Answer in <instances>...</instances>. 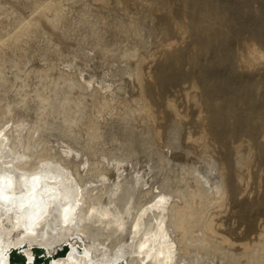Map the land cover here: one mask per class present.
<instances>
[{
  "label": "bare ground",
  "instance_id": "1",
  "mask_svg": "<svg viewBox=\"0 0 264 264\" xmlns=\"http://www.w3.org/2000/svg\"><path fill=\"white\" fill-rule=\"evenodd\" d=\"M186 2L184 1L183 3ZM189 3L190 7L185 9L186 11L188 10L186 14H188L189 20H191L190 23L196 25V27L203 28L212 26L211 28L215 31L213 35L201 36L199 38L201 46L203 49H210L215 46L221 47L224 53L218 51L214 60H217L218 67L220 63L227 66L224 71L218 67L216 68L213 62L211 65L202 66L201 75L199 76L200 82L209 89L207 93L204 91L206 93L205 98L203 97L202 100L200 98L195 99V105L193 103L199 111L196 119H190V117L179 113L177 104L174 99L170 98L167 100V106L174 113L173 117L168 120L162 113H158L155 108L156 101L153 99V79L150 78L151 76L148 77L146 75V71L144 72L143 68L138 67L137 73H135L139 77L140 94L137 96V106L129 111V115L121 114L122 107L120 104V107L118 106L120 109L114 111L111 107H114L115 103L112 106L113 103H111L106 93L107 91L105 89V91H102L101 85V88L97 86L89 88L90 83H86V80L83 82V78L81 81V78L78 76L79 74H77L79 80L75 77L76 74L74 76L72 73L66 75V79L69 78V82L67 81V84L64 83L65 86L67 85L66 90H64L65 88L62 89L63 86H61V90L65 92L59 89L57 92L56 89L59 88H55L57 84L52 85L55 82V76L52 83L48 84L49 81H47V89L44 86L45 83L43 85L44 89L35 86L37 89L33 88L34 91L36 90L35 92H31L26 86L24 88L16 82V89L12 95L10 92L8 94L7 86H11L13 82L10 81L11 85L10 82L6 84V81L5 84L0 83L4 85V89L0 87V161L3 166L10 165L24 171L43 168L49 174L53 173L52 177H49L50 182H52L50 186L52 188L55 187L56 192H58V198H63L66 194L68 199L70 201L73 199L74 202L72 188L75 182L83 189L82 195L79 197L78 207L76 208V219L80 222L78 230L72 225V218L67 223H60L58 225L57 223L54 224L55 222L44 223V217L46 218L44 216L39 219L37 225H40L42 228L46 226L47 228H55L58 230L60 239L65 238L69 241H72L70 240L71 237L77 236L81 238L83 235L88 240V246L91 247L93 255H99L101 249H103L102 247L105 246V254L109 253L110 256L114 254V259L109 261L114 264L118 261V256L121 254L125 256L127 253H129V258H127L126 264H264V229H261L255 238L249 240L246 239L247 236L240 233L234 234L233 228L225 226L226 222H224L222 217L223 212L229 209L230 206L233 208L240 202H243V195L247 192L246 183L247 177L250 175L249 163H251L252 158L250 153L247 150V152L245 151L248 139L246 140L243 135L248 133L254 137L257 134L261 112H264V93L259 95L260 89L255 88L249 79L242 81L240 84L231 81V75L234 72L230 68L232 66L228 65L230 47L224 41L225 35L221 31V26L228 23L231 25L230 27L246 25L254 30L256 37L260 41L264 42V2L258 8L259 13L250 12L246 14L241 11L240 6L231 7L228 2L224 3V0H189ZM57 4L59 3L57 2ZM228 7L233 8L238 17L232 15L228 11ZM164 10L163 12L161 11L163 14ZM54 17H52L53 20ZM170 18L172 19V16ZM28 20L30 19L27 18ZM184 20L187 22L188 19L185 18ZM57 22L55 21V23ZM175 26L179 31L183 32L185 30V24L181 22ZM187 26L190 27L189 25ZM170 30H167V33ZM201 32L199 31V33ZM260 41L256 42L260 43ZM256 42L250 41L247 53H244L245 55L240 54L242 58L244 57L243 60L245 59V62L251 64H247L249 66H252V64L254 66L255 62L260 63V61L264 60L263 48ZM173 43L172 41L168 42V49H172ZM59 50L61 51V49ZM71 52L74 53V51ZM146 53L148 54V52ZM172 54L177 57V60L183 58V53L180 49L173 50ZM52 58L54 57L52 56ZM55 58L54 61L57 63ZM140 59L142 60V55ZM50 64L54 65L53 59L50 61ZM66 64L68 65V63ZM6 67L4 68L3 63L0 62V70L2 72H4ZM49 67H47V70H49ZM52 67L54 68V66ZM40 70L42 72L45 71L46 75L50 73H47L44 68ZM2 72L0 73L1 75ZM5 73L7 74V72ZM1 75L0 79L5 78V76L1 77ZM26 75H28L27 77L30 76V74ZM46 75L44 74L43 76L45 77ZM157 75L163 84L180 82L184 77V73L180 72L173 64H164L158 70ZM89 76V79L92 81L94 78L92 77V79L91 75ZM24 79L22 81L26 82L27 80ZM46 80L51 81L52 79L48 78ZM90 80L88 82H91ZM106 82L108 81L106 80ZM58 83H60L59 80ZM262 84L263 82L259 86ZM223 88L225 89L224 91L222 90ZM55 90L56 92H54ZM6 91L8 95H6ZM60 92L62 96L58 97L57 94ZM220 92L223 93V96L218 95ZM32 99H35L33 100L34 104L31 103ZM238 100L246 105L244 107L240 106ZM125 101L127 100L125 99ZM67 102L71 105L68 104L71 107L69 109L68 105H66ZM59 104H63L61 109L58 107ZM118 107H115V109H118ZM55 108L60 111L62 110V114L56 111L57 117H61L57 120L53 118L55 116L53 112L48 113V111H52L53 109L56 110ZM109 110H111L110 115L107 114ZM204 111H207L208 114ZM45 112H47L46 115H43ZM119 115H122V117ZM189 123H197L201 127L199 134L195 135L193 133L192 125H189ZM10 124L11 126L9 127ZM137 126H141V128L137 129ZM181 130L183 131L182 134ZM1 131L5 132V139L2 137L3 132ZM179 134L184 137L181 139V142L176 143L173 141V144H171L170 137L176 138ZM119 135L122 136V141ZM263 138L261 141H263ZM116 139H119V141H116ZM252 144L251 146H253ZM171 145H174L171 148L172 150H170ZM22 149L23 151H21ZM202 153L204 154L201 155ZM198 155L203 159L204 164L199 161L200 157L197 160L196 156ZM169 158L176 162L174 163L175 167L170 164L173 167V169L170 168L172 175L168 169ZM183 159H185V162L187 161V164H182ZM198 162L199 164L201 162L204 166L206 163V172L198 170L200 169L197 165ZM187 165L189 166L188 168H198V171L196 168V172L193 171L194 180L191 176L189 178V175H186V172H188V169H186ZM51 166H53L54 171ZM62 169L66 170L64 178L56 177L54 174L61 172ZM10 172L9 169L3 170L2 174L6 175L5 173L8 174ZM172 176H176V179L172 178ZM63 179L64 181H61ZM153 179H156V181ZM20 181L21 178H18L16 174L15 182ZM57 181L59 182L58 188L56 187ZM91 183L94 184L88 190V185ZM18 187L20 188L21 186ZM53 199L58 205L61 202L57 198ZM260 203L262 202L260 201ZM256 207L260 208V205L257 203ZM48 211V217L53 218L60 210L50 212L49 208ZM241 218L246 220L244 216H241ZM23 231L25 230L21 229L18 221L14 225L11 224L9 213H0V235L7 240H13L17 243L21 242L22 239L28 240L29 246L26 247V250L29 253L32 252L31 245L34 243L47 244L48 253H51L55 249L53 244L50 243L53 238L52 234L44 236L42 235L43 229L38 228L37 231H31L30 234L21 238ZM77 231L81 237L75 234ZM161 240H163L164 245L159 246ZM74 243L70 244L68 242V245L73 246ZM155 243H157V247H155ZM50 245L53 247V250L49 247ZM71 249L74 251V258L71 260V264H100L96 262L99 258L92 261L90 257L86 256L89 253L86 251L85 246L76 244ZM78 250L81 254L77 253ZM64 251L63 248H60L55 253V256H62ZM105 254L104 259L106 260ZM43 258L41 257V259ZM109 262L106 264H109ZM67 263V260L65 261L63 258H60L56 264Z\"/></svg>",
  "mask_w": 264,
  "mask_h": 264
},
{
  "label": "rangeland",
  "instance_id": "2",
  "mask_svg": "<svg viewBox=\"0 0 264 264\" xmlns=\"http://www.w3.org/2000/svg\"><path fill=\"white\" fill-rule=\"evenodd\" d=\"M50 1H52V2H50ZM161 1L162 0H146V1L145 0H121V1L120 0H108V1L107 0L106 1H104V0H38V1L37 0H0V35H1L0 36V52H1L0 55L2 56V57L0 56V62L3 63L4 68L7 66L6 69L4 70V72H2L0 70L2 72V75L0 74L1 77L5 76V78H6V80L4 77L1 78L0 83L5 84V81H6V84H7V82L9 83L10 81H12L13 84L11 85V82H10L11 86H9V85L7 86L8 87V94L11 93V95H12V93H14V90L16 89V82L18 84H20L22 87L26 86V88L28 90L30 89L31 92H35L37 90L36 87L37 88L40 87L42 89H44L46 87V89H47L48 84L52 83L53 77L55 76L56 79H54L55 82H53L54 84H52V85L57 84L55 86V88L59 87L56 89L57 92H58V89L60 91L65 92L64 90H66V88H67V85L65 86V84H67L69 82V78L67 77L68 79H66V75L72 73L73 76H74V74H76L75 77H77V74H79L78 76L81 78V81L83 78V82H85V80H86V83H90L91 86L89 85V88H92L93 86H97L99 88L102 87L101 88L102 91H105V90L107 91L106 93L108 94L111 103H113L112 106H114V103H115V106L111 107L114 109V111L119 110L120 109L119 107L121 105V107H122L121 114L122 115H129V113H130L129 111L133 110L137 106L136 105L138 103L137 102L138 101L137 96L140 94L139 77H138V75H136V73H137L136 70L138 68H141V69L143 68L144 72L146 71V75L148 77L151 76L150 78L153 79V80L151 79L152 80V87L154 89L153 99H155V101H156L155 108L158 111V113H162L165 116V118L168 120L173 117L174 113L167 106V100L170 98L172 100L174 99L175 103L177 104V107L179 108L178 109L179 113L184 114L186 117H190V119H192V118L196 119L198 117L197 115L199 114V111H198L197 107L194 106L195 102L199 98L201 100L203 99V97L205 98V94L208 92V89H209L207 86L203 85L200 82L199 76L201 75L200 72H201L202 66L211 65L213 62L217 68L218 63L216 62L217 60H214V59H216V55H217L218 51L219 52L222 51L224 53V50L221 49V47L218 48L217 46L210 48V49H206V48L203 49V47L201 46L199 38L201 36L213 35L215 33V31L211 28L212 26H209L207 28H203V27H199V26L196 27V25L190 23L191 20H189L190 18L188 16V14H186V12L188 10L186 11V9H185V8L188 9L190 7L189 6L190 5L189 0H187V2H186V0H165V1L163 0L164 2L163 1L161 2ZM184 1L186 3H183ZM48 2L52 3L53 5L55 4V6H53L50 3L48 4ZM54 2H56V3H54ZM57 2L59 4H57ZM226 2H228L231 5V7L240 6L241 11L246 14V13H250V12L251 13H259L258 8L260 5H262L264 0H224V3H226ZM50 5H52V6H50ZM59 5L62 7V9ZM64 6H66V7L64 8ZM166 6H167V8H166ZM170 7H171V9H170ZM86 8H87V10H86ZM149 8H151V10H153V11L149 10ZM163 8L164 9L166 8V9L164 10ZM228 8H229L228 11L232 15L238 17V14L235 13L233 8H230V7H228ZM65 9H66V11H65ZM60 10H61V12H59ZM163 10H164L165 16L162 13ZM3 11H5V12H3ZM167 11H169V12L167 13ZM150 13H151V15L153 13L154 14L156 13V14L155 15L153 14L151 16ZM185 14H186V16H185ZM59 15H61V16H59ZM54 16L56 17L57 20L55 19ZM170 16H172V19L170 18ZM39 17H40V19H39ZM52 17H54V20ZM27 18L30 20L27 21ZM185 18L188 19L187 22H186V20H184ZM174 19H176V20L174 21ZM178 19H179V21H178ZM244 19H246V18H244ZM58 20H59V22H57ZM26 21H27V23H25ZM55 21L57 23H55ZM173 21H174V23H173ZM180 22L185 24V30H186V31L184 30L185 32L179 31L176 28L175 25L177 23H180ZM128 24L130 27L128 26ZM187 25H189L190 27H188ZM127 26L129 27V29ZM230 26L231 25L229 23L221 26V31H223V33L225 35L224 41L230 47V55H229V62H228L229 64L228 65L232 66V67H230V66L229 67L232 68V70L234 72L231 75V81H233L234 83L240 84V83H242V81L249 79L250 81H252L255 88L257 87L260 89L259 90V95H260L261 93H264V89H263L264 88V79H263L264 78V63H263L264 60L260 61V63L255 62V64L256 63L257 64L256 65L254 64V66H255L254 67L253 64H252V66H249L251 64L245 62L244 61L245 59L243 60L244 57L242 58V56H241V55H245L247 53V51L249 49L248 43L250 41L253 40L255 42L256 41L259 42L260 40L256 37L254 30L249 26H246V25H242V26H238V27H234V26L230 27ZM225 27H227V28H225ZM73 28H74V30H73ZM165 28L167 30L171 29L170 32L167 33L168 31ZM14 30H16V31H14ZM163 30H165V31H163ZM195 30H197V31H195ZM229 30H230V32H229ZM199 31H202V32L199 33ZM12 33H14V34H12ZM22 33H23V35H22ZM235 34L236 35L238 34V36H236ZM182 35H185V36H182ZM197 35H199V36H197ZM254 37H256V38L254 39ZM46 38H47V40H46ZM246 38L249 40H247ZM30 40H32V41H30ZM108 40H110V41H108ZM174 40L177 42L175 43ZM105 41H107L108 43L106 42L107 43L106 44ZM166 41H167V43H165ZM171 41L174 42L173 43L174 45H173L172 49L171 48L168 49L169 46L167 47V44H168V42H171ZM98 42H99V44H98ZM260 43H257V44L263 48L262 51L264 52V42L260 41ZM163 44H164V46H163ZM7 46H8V48H7ZM15 46H17V47H15ZM59 49H61L62 53ZM177 49H180L181 52L183 53V58L180 60H177V57L174 54H172L173 50L175 51ZM51 50H52V52H51ZM71 51H74V53ZM124 51H125V53H124ZM146 52H148V54ZM241 52H243V53H241ZM143 53H145V54H143ZM23 54H25V55H23ZM141 55H142V60L140 59ZM25 56H27V57H25ZM52 56L54 58L57 57V58H55L57 60V63H56V61H54V58H52ZM75 57H77V58H75ZM263 57H264V55H263ZM62 58H63V60H62ZM196 58L198 61L196 60ZM43 59H45V60H43ZM52 59H53L54 65L50 64V61ZM194 59H195V61H194ZM25 60L27 63L25 62ZM126 60H128V61H126ZM45 61H47V62H45ZM199 61H201V62H199ZM141 62H142V64H141ZM242 62H243V64H242ZM47 63H49V64H47ZM66 63H68V65ZM208 63H210V64H208ZM240 63H241V65H240ZM44 64L47 66L45 67ZM164 64H166V65L167 64H173L176 68H178V70L180 72L184 73L183 79L180 82H172V83L163 84L160 81V79L157 75V72L162 66H164ZM247 64H249V65H247ZM135 65H136V68H135ZM244 65L246 68L244 67ZM31 66H32V69H31ZM49 66H51V67H49ZM52 66H54V68ZM27 67H30V68H27ZM47 67H49L48 68L49 70H47ZM65 67H66V69H65ZM225 67L227 68V66L225 64L220 63L218 68L222 69L224 71L226 69ZM24 68H26V69H24ZM41 68H44L47 71V73L50 72L49 75H46L45 71L42 72V70H40ZM27 69H28V71H27ZM129 69H131V70H129ZM134 69H135V71H134ZM29 70H31V71L29 72ZM36 70H37V72H36ZM5 72H7V74ZM24 72H25V74H24ZM35 72H36V74H35ZM91 72H94V73H91ZM95 72H97V73H95ZM12 73H15L16 75L12 74ZM43 73L47 77L49 76L48 78H50L52 80L51 81L46 80L48 78L46 76H45L46 77L45 78L43 76L44 75ZM87 73H88V75H87ZM26 74H30V76L27 77L28 75H26ZM50 74L53 76L50 77L51 76ZM94 74H96L97 76ZM134 74H135V76H134ZM262 74H263V76H262ZM81 75H82V77H81ZM83 75H84V77H83ZM89 75H91V78L93 77L94 79L97 77L96 79H98L99 81L96 79L94 80L93 78H92L93 80L91 81L89 79L90 78ZM94 76H96V77H94ZM26 77H27V79H26ZM24 78L27 80L26 82L24 81L25 84L22 81V79H24ZM155 79H157V80H155ZM2 80H3V82H2ZM58 80L60 83H58ZM78 80H79V78H78ZM89 80L91 82H88ZM106 80L108 82H106ZM47 81H49L48 84H47ZM262 82H263V84H262L263 86L262 85L259 86V84ZM96 83H97V85H96ZM100 83H102V84L104 83V84L102 85ZM2 84H0L1 85L0 87L4 89V85H2ZM100 85H101V87H100ZM31 86H32V88H31ZM41 86H43V87H41ZM61 86H63V88ZM200 87H201V89H200ZM33 88H35L36 90L34 91ZM61 88L62 89L65 88V89L61 90ZM56 90L54 92H56ZM222 90L224 91L225 89L223 88ZM114 91H116V92H114ZM1 92H3V91H1ZM189 92H190V94H189ZM197 92H198V94H197ZM5 93H6V95H8L7 91ZM122 94H124L125 96ZM199 94H201V95H199ZM222 94L223 93L220 92L218 95L223 96ZM57 95H58V97H60V96H62V93L60 92ZM190 95H192V96H190ZM125 99L127 101H125ZM33 100H35V99L31 100L32 104H34ZM117 101L118 102L121 101V102L118 103ZM193 103H194V105H193ZM68 104L69 103L67 102L66 105H68ZM238 104L242 107H244V105H246L245 103L243 104L242 102H240V100H238ZM69 105L67 106L68 109L71 106V105L70 106ZM61 106L63 107V104L62 105L59 104L58 107L61 109ZM115 107H118V109L117 108L115 109ZM55 109L56 110L53 109L52 111H48V113L53 112V115L56 116V117L54 116L53 118H56L55 120H57V119L61 118L60 116H62L61 115L62 110L60 111L57 108H55ZM56 111H57V113H61V114H59L60 118L57 117L58 115H57ZM110 111L111 110H109L107 112L108 115H110ZM204 112L206 114H208L207 111H204ZM46 113L47 112H45V114H43V115H46ZM122 115H119V116L122 117ZM258 124H259L258 132L256 135H254V137L248 133H247L248 135L245 134L246 136L243 135V137L246 140L248 139L246 141L247 142V146H246L247 148H245V151L247 150L250 153L251 158H252L251 163H249V174L250 175L248 174L249 176L247 177V183H246L247 192L245 193L246 195L245 194H244L245 196L243 195V199H244L243 202H240L237 206H235L233 208H231V206H230L229 209L224 211L223 215H222L224 222H226L225 226L226 225H227V227L230 226L229 228H233V230L235 231L234 234L240 233L241 235L247 236L246 239H249V240H252L253 238H255L257 236V234L260 232V230L264 229V148H263L264 147V145H263V143H264V138H263L264 137V112L263 111L261 112V119H260V123H258ZM189 125H192V131L195 135L199 134L201 127L197 123L196 124L195 123L194 124L189 123ZM10 126H11V124L9 125V127ZM140 128H141V126H137V129H140ZM1 132H3L2 137L5 138V135H4L5 132L4 131H1ZM170 133L172 134V132H170ZM182 133H183V131L181 130V134ZM181 134L176 136V138H173L171 136L170 137V143L173 144V141H175L176 143H180L181 139L184 138ZM262 135H263V137H262ZM248 136H249V138H248ZM121 137L122 136H120V140H121ZM262 138H263V141H261ZM116 141H119V139H116ZM251 144L253 146H251ZM172 147H174V145L170 146V150H172L171 149ZM21 151H23V149ZM203 154L204 153H202L201 155H203ZM199 157H200V155L196 156L197 160L200 159L199 161L203 162V159L201 157L200 158ZM169 159L170 160H169L168 169L170 171V174L172 175L171 169H173V167H175L174 163H176V162H175V160L173 161L171 158H169ZM184 160L185 159L182 160L183 165L187 164V161L185 162ZM201 162H200V164H199V162L197 164L198 168H200V169H198L196 167L188 168L189 166L188 165L186 166V169H188V172H186V175L187 176L189 175L188 176L189 178L191 176L192 179L194 180L195 176L193 175L194 174L193 171L196 172L197 169L203 170L204 172H206L205 171V170H207V168L205 167L206 163L204 166L203 165L204 162H203V164ZM170 164H172L173 167ZM176 165H178V164H176ZM199 165H201L202 167L201 166L199 167ZM203 166H204V169H203ZM195 168H196V170H195ZM0 170H1V168H0ZM65 172H66V170L62 169L61 172H58L57 174H54V175L56 177L64 178ZM46 174L48 175V177H52L53 173L49 174L48 172H46ZM193 176H194V178H193ZM175 177L176 176H172V178H175ZM153 180L156 181V179H153ZM58 181H59V179H58ZM58 181L56 183L57 188L59 187ZM61 181H64V179ZM93 184L94 183H91L88 185L89 186L88 190L93 186ZM47 185L48 184L46 183V186ZM75 185H76V187H75ZM72 191L74 192L75 195L78 196V200L76 202L77 207H78L79 197L82 195L83 189L79 186L78 183L75 182V184L72 188ZM260 201L262 203H260ZM257 203L260 205V208L256 207ZM235 208H237V209H235ZM233 212H234V214H233ZM241 216H244L246 220H243L241 218ZM76 218H77V209H76ZM243 232H245V233H243ZM82 237H81V239H79L77 236L76 237L74 236L71 238L69 237V238H70V240H72V242H75L81 246H85V247L88 246L89 245L88 240L83 235H82ZM67 241H69V240H67ZM154 245H155V247L158 246L157 243H155ZM162 245H164L163 240H161L159 242V246H162ZM102 248L103 249H101V253L99 255L104 256V254L106 252V247L104 246ZM128 254L129 253L125 254V256H124L126 259L129 258ZM95 256L97 257V254ZM104 258H105V256H104Z\"/></svg>",
  "mask_w": 264,
  "mask_h": 264
},
{
  "label": "water",
  "instance_id": "3",
  "mask_svg": "<svg viewBox=\"0 0 264 264\" xmlns=\"http://www.w3.org/2000/svg\"><path fill=\"white\" fill-rule=\"evenodd\" d=\"M0 166L1 170L9 169L11 171L8 174L5 173L6 175L1 174L0 179L5 181L10 180L12 185L11 188H8L6 184L0 185V189H2L4 193V199L0 200V211L5 214H10L11 224L14 225L17 221L20 223L21 229L25 230L22 232L21 238L30 234L31 231L34 232L37 231L38 228H41L43 229L42 235H53L50 243H52L53 247L55 248L53 250V247L50 245L49 247H51L53 251L48 253L47 244L34 243L31 245L32 252L29 253L26 250V247L29 246L28 240L22 239L21 242L17 243L13 240H7L2 235H0V264H27L29 257L32 259V264H56L60 258H63L65 261L67 260V264H71V260L74 258V251L71 249V247L77 243H74L73 246H70L68 245V242L72 244V241H67L65 238L60 239L57 229L47 228V226L42 228L40 225H37V223L39 219L43 218L44 216H46V218L44 217V223L55 222L54 224L57 223L58 225L60 223H67L68 220L72 218V225L76 228V230H78L80 224L79 220L76 219V202L78 200V196L72 191L74 202L73 199L70 201L66 194L63 198H58V192H56L55 187L52 188L50 186L52 185V182H50L49 177H47L48 175L45 172L46 169L40 168L33 171H24L10 165L3 166L1 161ZM51 167L53 168V166ZM16 174L18 175V178H21L20 182H15ZM33 177L38 178L32 179ZM46 183L49 184L47 185L48 187L46 186ZM18 186L21 187L19 188ZM53 198L60 200V205H58ZM49 208L51 210L50 212L60 211L53 218H50L48 217ZM75 234H78L81 237L78 231ZM60 248L65 250L64 254L62 256H55V253H57ZM85 248L89 253H87L88 255H85L90 257L92 261H95L97 258H99V260H96L97 263L99 262L100 264H106L111 259H114V254L111 256L109 253L105 254V260L104 256L102 255L98 256L97 254V257L93 255L90 246H86ZM40 251L42 252L39 253ZM77 253L81 254L79 250ZM41 257L44 258L41 259ZM118 257V261H116L115 264L127 263V259L122 254ZM109 264L114 263L109 262Z\"/></svg>",
  "mask_w": 264,
  "mask_h": 264
},
{
  "label": "snow or ice",
  "instance_id": "4",
  "mask_svg": "<svg viewBox=\"0 0 264 264\" xmlns=\"http://www.w3.org/2000/svg\"><path fill=\"white\" fill-rule=\"evenodd\" d=\"M0 174H2V170H0ZM37 178L38 177H33L32 179H37ZM3 184H6L8 188L12 187L10 180L5 181V180L0 179V185H3ZM3 199H4V193H3V190L0 189V200H3ZM27 264H32V259L30 257L28 258Z\"/></svg>",
  "mask_w": 264,
  "mask_h": 264
}]
</instances>
